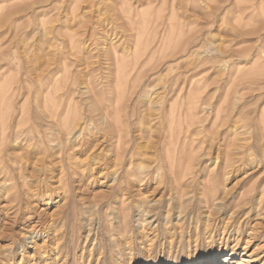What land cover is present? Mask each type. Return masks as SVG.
I'll return each mask as SVG.
<instances>
[{"label": "rangeland", "instance_id": "rangeland-1", "mask_svg": "<svg viewBox=\"0 0 264 264\" xmlns=\"http://www.w3.org/2000/svg\"><path fill=\"white\" fill-rule=\"evenodd\" d=\"M0 185V264H264L259 231L210 260L204 228L264 224V0H0Z\"/></svg>", "mask_w": 264, "mask_h": 264}, {"label": "bare ground", "instance_id": "bare-ground-1", "mask_svg": "<svg viewBox=\"0 0 264 264\" xmlns=\"http://www.w3.org/2000/svg\"><path fill=\"white\" fill-rule=\"evenodd\" d=\"M105 23V22H104ZM104 25V24H103ZM108 33V32H107ZM110 33V32H109ZM47 34V33H46ZM103 34V33H102ZM106 37V36H105ZM71 40V39H70ZM73 40V39H72ZM70 42V41H69ZM73 43V42H72ZM140 44V43H139ZM72 46V45H71ZM146 47V46H145ZM145 51V50H144ZM138 53V52H137ZM52 82V80H51ZM57 82V81H56ZM120 84V83H119ZM88 89V88H87ZM92 90V89H91ZM87 91V90H86ZM6 95H8L6 93ZM52 105V104H51ZM53 108V107H52ZM54 109V108H53ZM95 122V121H94ZM79 121L78 120H60L59 122L55 121L54 125L56 127V135H55V138L56 140L58 141H62V139H64V143L66 144L67 142L68 143H71V139L68 140L69 136L71 135V133L73 132V130L75 129V127H79ZM107 124V127H105L106 129L104 130V128H102L104 130V132H107L106 130L110 129L108 126H111L110 123L106 122ZM53 124V123H52ZM105 125V126H106ZM5 126V125H4ZM60 126H62L63 128H60ZM98 127V126H97ZM19 128V127H18ZM35 128V126H34ZM33 128V130H34ZM36 129V128H35ZM101 129H99L100 132H103ZM80 130V128H79ZM84 132V131H83ZM103 132V133H104ZM109 132V130H108ZM54 133H55V130H54ZM77 133V132H76ZM97 133H98V129H97ZM96 133V134H97ZM102 134V133H101ZM106 134V133H105ZM82 135V130L80 131V133L78 135L75 136H72V137H75V140L78 139L80 136ZM95 135V134H94ZM103 135V134H102ZM42 136V137H41ZM40 137V141L39 143L41 145H44L45 144V140L43 138V135H41ZM96 136V135H95ZM105 137V136H104ZM107 137V136H106ZM103 138V137H102ZM109 138V137H108ZM107 139V138H105ZM26 140V139H25ZM90 140V139H89ZM89 140H83L82 142H84L85 145L87 146H90L91 143H92V140L89 141ZM119 140H121L119 138ZM95 142L98 141V139H95L93 140ZM60 144V143H59ZM93 145V144H92ZM91 145V146H92ZM37 146V145H36ZM26 147V146H25ZM45 149V148H44ZM41 150V148L39 147H35L33 148L32 150H25V152H23L22 154V158H24V160L27 162V159L30 158V156L32 155H35V154H40L41 152L45 153V157L44 158H40V161L41 163H44L48 157L52 156V154H48V152ZM24 151V150H23ZM61 153V152H60ZM78 153V152H77ZM21 155V154H20ZM74 155V154H73ZM77 156V155H76ZM72 158V157H71ZM169 159V162L171 163H174L176 162L177 160L174 159V158H168ZM218 159V156H216V161ZM234 158H230V157H227L225 158V161L223 162V166L224 168H228L229 171H231V169L235 170L234 169ZM44 170L42 168L36 169V171L32 172L31 173V178L32 179V190H33V193L34 195H38L41 193V191H44L43 190V186L39 185L38 182H36L34 180V178H41L42 177V174H44L43 172ZM92 171V169H91ZM169 171L174 174L175 170L173 168V165L170 167ZM43 172V173H42ZM49 172V171H48ZM230 172H228L229 174ZM116 176V175H115ZM41 180V179H40ZM38 180V181H40ZM177 181V178L175 177L173 182L175 183ZM6 182V181H5ZM41 184V183H40ZM1 186V185H0ZM116 188V189H115ZM171 190H177V192H181V193H186L185 189H181V188H178V186L174 187H170ZM216 188H217V185L215 183H209V185H207L206 187H204V189L202 190V195H203V202H204V205H205V208H208V209H211L214 205V203L216 202L217 200V194H216ZM57 189V188H56ZM264 189V187H263ZM108 190L110 191H113V190H116L119 193H121L123 191L122 187L121 186H117V187H111L109 188ZM56 191V190H55ZM200 193V192H199ZM201 194V193H200ZM243 200L244 198H242V196H239L236 200L233 201L232 203V208H236V211H238L239 209L243 208L242 205H243ZM261 200L260 199V202L261 203ZM50 203L53 202L52 199L48 200ZM58 202V201H57ZM202 202V203H203ZM30 204V203H29ZM216 204V203H215ZM218 204V203H217ZM216 204V205H217ZM222 208V207H221ZM231 208V207H230ZM29 209V208H28ZM255 210H259V207H257V209ZM62 211V210H60ZM241 211V210H240ZM192 215H194V212L192 211L191 212ZM220 225V227L218 229H216L217 225ZM204 228H205V235H206V247H207V252L208 253V258L211 260V259H215L216 257H214V253H216V250H218V252H223V253H226L227 249H229V245H233L231 248H230V252H228L227 254H229V256H233V250L234 248L236 247H239L241 248L243 251L247 250L248 248L251 249L252 247V240L255 239V236L256 234L259 233V238H264V224H261L258 226L255 225H251L250 228H248L247 231H243L242 228H241V222H238V220L236 219V215H234V213L228 215L225 217L224 220H220L218 223L216 220H210V219H207L205 220L204 222ZM170 230V229H169ZM196 231V236L199 235V230L195 229ZM259 231V232H258ZM201 232V231H200ZM258 232V233H257ZM247 233V235H246ZM257 236V237H258ZM151 239V238H150ZM258 239V238H257ZM150 241V240H149ZM154 242V241H153ZM141 243V242H140ZM197 239H195L194 241L192 242H189L187 243V258H188V262H192L195 260V257H196V254H197ZM191 244H193V246H191ZM199 244V243H198ZM173 245L178 248L179 245H180V242H176L174 244V242H172V240L170 239L169 240V243H168V248L169 249H173ZM191 246V248L189 249V247ZM258 246V245H257ZM161 247H162V244H161ZM174 247V248H175ZM257 247H254L253 251H251L250 255H248L249 258L252 259V254H253V257L254 256H257L254 254V252L256 251ZM260 248V247H259ZM52 249V247H51ZM149 250V249H148ZM190 250V251H189ZM259 250V249H258ZM262 250V249H261ZM51 251V250H50ZM50 251H43L42 252V257L41 259H43V264H49L51 263L52 261V264H59V260L58 257L60 256V253L59 251L57 250H53L55 251V253H51ZM130 251V254L133 253V251L129 250ZM189 251V252H188ZM147 252V251H146ZM260 252H264V251H260ZM220 254V253H219ZM226 254V255H227ZM150 253H148L146 255V258H149L150 257ZM131 256V255H130ZM261 259L264 260V255L260 257ZM61 259H64V257L61 256ZM198 260V259H197ZM129 263L133 262L134 261V258L133 257H129ZM195 263V262H194ZM132 264V263H131ZM147 264H151V263H147Z\"/></svg>", "mask_w": 264, "mask_h": 264}]
</instances>
